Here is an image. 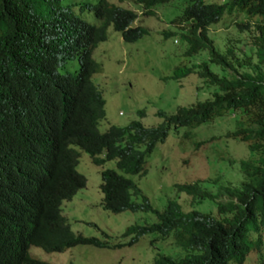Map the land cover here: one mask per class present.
<instances>
[{
  "label": "trees",
  "instance_id": "1",
  "mask_svg": "<svg viewBox=\"0 0 264 264\" xmlns=\"http://www.w3.org/2000/svg\"><path fill=\"white\" fill-rule=\"evenodd\" d=\"M133 1L141 4L144 12L150 14L152 11L149 7L168 0ZM183 1L185 4L180 14L174 18V22L182 24L178 25L179 30L171 33L177 34L185 43L183 55L191 56L206 50L207 58L190 65L175 64L167 77L180 78L189 72H196L205 83L215 86L214 90L208 97L176 106L173 112L156 110L155 115L160 120L155 124L145 125L139 119H132L124 125L109 124L101 132L95 127L103 111L101 98L90 78L99 69L91 56L92 49L97 42L106 38L108 24L119 31L124 41L129 42L147 33L148 29L141 25L129 26L135 12L112 3L98 1L88 4V10L97 23L75 18L71 11L64 10V6L59 10L55 32L62 36L55 38L53 44L64 54L79 57L78 69L74 72L58 71L56 67H62L65 59L50 55V50L46 48H35L31 56L39 61L41 70H44L43 78L49 77L50 67L56 69L55 74L65 76L67 103L63 106L68 115L60 121L58 118L50 121L46 132L50 146L47 158L40 154L33 157L15 140L8 147L5 146L3 154L0 152L1 159L3 156L15 157L24 163L29 158H37L43 172L34 173L33 177L36 181L37 177L42 176L39 195L34 196V200L42 201V213L39 216L27 213L19 248L17 242L9 246L0 240V264H50L32 253V247L49 252L61 251L76 244L117 248L131 244L143 234L171 235L183 250L179 257L156 252L151 257L153 264H228L229 261H243L249 248L246 238L250 226L252 231H258L263 226L264 236V0ZM55 4L57 0H51L48 5L43 4V9L52 11ZM38 6L39 0H0V13L4 17L0 20V26L5 28L8 19L12 25L14 19V29L18 28L21 34L28 35L30 31L27 29L34 20ZM231 11L241 12L245 16V20H234L238 28H254L251 39L254 60L242 50V57H239L231 45L223 50L218 49L207 34L209 25ZM162 33L165 36L168 31ZM1 36L0 78L3 79L7 70L1 59L8 52L13 38L10 34L2 33ZM65 36L70 38V44L66 47L61 45L60 40ZM209 63L217 65L221 73L212 71ZM137 112L141 114L140 109ZM225 112L236 116L235 128L227 131L225 136L243 141L247 148V156L239 159L240 181L237 184L220 183L215 192L201 186L198 179L174 183L176 190L189 195L191 201L199 202L203 198L213 200L215 213L194 207L183 209L171 197L165 200L161 208L153 207L126 174L144 172L146 156L156 142L165 138L170 128L193 127ZM11 114L14 113H4L1 118L9 122ZM83 124L85 128L81 131L78 127ZM200 142L195 141L194 145ZM78 148L102 153L93 159L98 163L108 158L115 159L116 169L107 168L100 173L98 188L102 193L99 201L102 209L114 213L122 210L148 211L154 215V219L127 225L122 234L129 235L128 239L113 243L96 235L73 231L70 227L72 223L66 221L61 213L60 202L84 186L85 178L75 167ZM212 180L217 182L218 179L215 177ZM220 192L224 194L223 198L219 197ZM139 194L140 201L137 198ZM21 199L23 205L24 198Z\"/></svg>",
  "mask_w": 264,
  "mask_h": 264
},
{
  "label": "rangeland",
  "instance_id": "2",
  "mask_svg": "<svg viewBox=\"0 0 264 264\" xmlns=\"http://www.w3.org/2000/svg\"><path fill=\"white\" fill-rule=\"evenodd\" d=\"M107 1L135 10L137 16L130 26L141 25L147 27L148 32L128 42L123 41L119 32L108 25L106 38L93 48L92 57L99 63V70L92 74L91 79L103 86L100 90L105 96L101 128L109 123L122 125L135 118L145 125L155 124L160 120L155 115L156 110L173 112L177 105H188L210 96L215 86L205 83L196 72H189L180 78L167 77L175 64L190 65L207 58L206 50L191 56L183 55L185 43L177 34L171 33L179 30L178 25L182 24L174 22V17L180 14L185 4L183 0L156 4L151 7L153 14H144L142 5L132 0ZM90 15L87 14L86 18L97 23ZM235 19L245 20V16L241 12H225L218 21L207 27V34L218 49L223 50L231 45L239 57H242V50L254 60V47L251 44L254 28L240 29L235 25ZM163 31H168V34L164 36ZM209 67L221 73L217 65L209 63ZM139 109L141 114L137 112ZM235 119L232 113L225 112L188 130L186 127L177 130L170 128L165 138L156 142L146 156L144 173L128 176L155 208H161L165 200L171 197L183 209L194 207L215 213L213 200L203 198L199 202L191 201L189 195L176 190L174 183L198 179L201 186L215 192L220 183L237 184L240 181L242 173L239 159L247 156V148L243 141L225 136L227 131L235 128ZM184 133L188 135L184 136ZM195 141L202 142L194 145ZM109 166H114V160L95 165L80 155L76 168L85 175V185L70 200L62 203L61 213L72 222L71 227L75 232L96 235L113 243L128 239L129 235L122 234L127 225L150 221L154 215L148 211L129 210L114 213L100 207L98 177L100 169ZM215 177L217 182L212 180ZM218 195L220 198L224 196L222 192ZM137 198L140 201L141 195ZM258 236L257 245L256 233L250 230L246 238L250 249L243 261H229L228 264H264L263 226L259 227ZM156 252L168 253L173 257L183 254L182 248L171 235L162 237L159 234H143L131 244L117 248L76 244L61 251L46 253L32 247V253L51 264H153L151 257Z\"/></svg>",
  "mask_w": 264,
  "mask_h": 264
},
{
  "label": "clouds",
  "instance_id": "3",
  "mask_svg": "<svg viewBox=\"0 0 264 264\" xmlns=\"http://www.w3.org/2000/svg\"><path fill=\"white\" fill-rule=\"evenodd\" d=\"M50 1L51 0H39L38 9H36L34 12V20L32 21L30 27L27 29L30 31L28 35L25 36L21 34L18 28L14 29V19L12 21V25L10 19L7 18V26L5 28H2L0 26V45L3 40L1 36L2 33L10 34L13 38V42L10 43L8 52L1 59L5 71L7 70L3 79L0 78V152L2 154L5 151L6 147L9 146L11 141L15 140L19 142L23 148L31 152L33 154V157L36 154H40L44 156L43 158H47L50 146L48 143L49 140L46 132L50 121L53 118H58L60 121L64 116L68 115V112H66L65 110V106H63L67 103L63 80L65 76L55 74V72L56 69L58 71H76L79 67V57L66 55L62 52L61 49L55 48L53 44L55 38H59L60 36H62V34L55 32V19L62 6H64V10L71 11L75 18H78L82 21H91L90 19L86 18L87 14H91L88 10V4H94L98 1L100 3H112L120 8L132 10L135 12V18L137 16V12L135 10L121 7L117 3L108 2L107 0H83V2H77L75 0H57V4L54 5V10L51 11V9H43V4L46 3L48 5ZM117 1L121 2L125 0ZM151 7H149L148 9L152 11L150 14H153V10ZM144 10L145 9L142 7V12L146 14ZM1 14L2 13H0V20L4 18L1 16ZM63 15L66 16L65 14ZM14 18L17 19L15 16ZM92 18H94V16ZM67 21L69 22V20ZM108 25H110L111 28L115 30L111 24ZM60 40L62 46L66 47L70 44V38L66 36ZM38 47L50 50L49 54L52 56H54L55 54L65 59L64 65L62 67L57 66L56 69L50 67L49 77L47 79L42 77L44 70H41L39 61L31 56V51ZM1 50L2 47H0V52ZM94 85L102 101L101 110L103 111V114L97 119V122L95 124L97 131L101 132L109 124L113 123H109L103 128L100 127V121L104 117L103 103L105 96H103L100 90L103 89V86L98 85L97 83H94ZM57 109H59L58 113H56ZM118 111L120 113V110ZM7 112H13L14 114H11L10 116L11 121L4 122L1 117L4 113ZM84 128L85 124L79 125L78 127V129L81 131L84 130ZM183 135L187 136L186 133H184ZM77 151V163L79 162L80 155H82L85 159H88L92 164L95 165H101L109 159L115 161L114 158H108L98 163L93 159L97 155H103L102 153L98 154L95 153V151H85L82 148H78ZM82 151L86 154H84ZM84 155H87V157H85ZM38 162L39 160L37 158H29L25 161V163L24 161L19 162L15 157L7 158L3 156L2 159L0 158V175L2 176V179H0V240L6 245L12 246L15 242H17L19 248V239L26 224L27 213H29L31 216H39V214L42 213V201H40V199L34 200V196L39 195L38 192L40 187L42 186L39 185L40 178L42 176L37 177L36 181L33 178L34 173L42 172L41 168L38 166ZM107 168L116 169L115 163L114 166L104 167L100 169V173L102 170ZM81 174L86 180L85 175L83 173ZM128 175L130 174H126L127 177H129ZM98 178L100 181V175ZM72 196L70 198H64L61 200V210L62 203L70 200ZM22 197L24 198L23 205L21 199ZM62 215L66 218L63 213ZM66 221L69 220L66 218ZM69 223L72 222L69 221ZM258 231H254L256 233V236L258 235ZM58 232L59 230H57V233ZM256 244H259V240L256 241ZM248 247L249 251L250 246L248 245ZM53 251L54 250H51L50 252ZM44 252L48 253L49 251ZM42 259L46 260L45 258Z\"/></svg>",
  "mask_w": 264,
  "mask_h": 264
}]
</instances>
